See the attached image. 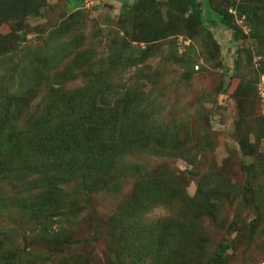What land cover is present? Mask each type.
Wrapping results in <instances>:
<instances>
[{"label":"rangeland","instance_id":"1","mask_svg":"<svg viewBox=\"0 0 264 264\" xmlns=\"http://www.w3.org/2000/svg\"><path fill=\"white\" fill-rule=\"evenodd\" d=\"M66 1L45 0L37 13L27 17L24 26L27 35L21 47L0 60V94L5 89L17 93L26 91L34 70L31 65L39 67L45 62L49 68L56 64L55 70L59 72L72 63L75 55L81 54H88L89 62L104 63L106 34L120 26L127 27L120 14L123 1L82 0L75 10H69ZM133 1L127 0L126 4L130 7ZM234 1L237 6L246 5L258 12L263 21L259 42L250 37L251 20L235 18L234 26L246 38L235 41L229 28L206 25L209 33L202 35L204 40L178 36V52L171 56L168 43L171 38L162 39L159 45L154 43L155 53L146 59L144 66L116 71L111 76L115 95L119 93L124 98L123 85H126L131 92H142L151 101L149 116L143 108L138 110L136 118L140 120H136L141 121V115L146 114L147 125L136 123L137 132L130 133L133 143L127 142L124 157L143 163L148 173L168 168L175 180V194L184 203L167 207L169 216L156 222L170 225L171 243L159 249L161 253L156 250L159 243H151V226L145 224L144 213L139 216L143 226L140 232L136 229L122 235L121 230L112 231L120 205L140 189L138 178L117 179L119 188L111 192L91 177L80 176L77 182L72 181L65 187L67 191H76L71 194L79 205L76 214L67 211L68 204L63 215L53 214L52 226L32 215L27 219L20 213L17 199L37 188L30 181L39 173L26 168L42 158L32 153L25 167L13 171L21 174L4 181L2 186L0 264H163L165 258L173 261L170 264H184L181 260L185 264H212L211 256L221 247L225 249L221 264H264V70H257L253 97L234 98L239 90L235 77L237 51L242 52L251 44L258 51L264 46V0ZM214 3L225 4L223 0H214ZM73 11L79 14L71 17ZM230 12L235 14L234 9L230 8ZM217 17L204 9L206 21ZM10 30L9 23L0 27L2 33ZM132 30L133 27H127L128 34ZM129 40L137 45L130 36ZM184 45L191 46L195 65L184 62L185 57L181 56ZM261 60H264L263 49L253 63L258 66ZM49 75L52 76L50 70ZM221 82L226 87L219 93ZM83 83L78 77L64 85L72 89ZM38 100L36 97L30 104L31 110ZM112 100V96L107 97L102 104L110 105ZM153 125L159 128L154 129ZM121 137L124 134H116V138ZM144 144L178 149L183 155H154L142 149ZM116 168L118 165L113 171ZM206 184H209L207 206L201 199L196 200L204 198L199 186ZM185 201H194L193 210H200L201 216L191 221L192 225L196 223L197 230L193 231L196 239L187 233L185 210L190 206ZM213 204L216 205L214 213ZM43 225L64 244L54 246L52 235L42 232ZM64 232L67 238L62 237ZM137 240L148 246H138ZM193 245L196 250L191 248ZM160 258L163 259L158 262L153 260Z\"/></svg>","mask_w":264,"mask_h":264},{"label":"trees","instance_id":"2","mask_svg":"<svg viewBox=\"0 0 264 264\" xmlns=\"http://www.w3.org/2000/svg\"><path fill=\"white\" fill-rule=\"evenodd\" d=\"M121 1L122 19L133 30L128 34L127 27L120 26L106 34L108 44L104 63L89 62V55L81 54L75 55L72 63L59 72L55 70L56 64L49 68L45 62L39 67L31 65L34 70L30 73V87L27 86V90L24 88L26 91L17 93L5 89L0 94V207L4 205L1 193L4 181L21 174L13 171L25 167L29 162L28 155L32 153L39 154L42 158L26 168L39 173L30 181L31 186L37 188L27 196L18 198L17 207L27 219L30 215L41 218L49 223L48 226H52L53 214L63 215L66 212V205L69 204L67 211L70 214H76L79 210L78 203H75L71 195L76 191H67L65 187L72 181L77 182L80 176L83 179L91 177L93 182L104 185L111 192L118 190L119 178L140 180V189L134 191L130 199L120 205L119 215L115 219L112 231L121 230L122 235L136 229L140 232L143 227L139 220L140 213H145L152 206L163 204L172 207L176 203H184L175 194V180L171 178L168 168L148 173L143 163L124 157L128 148L127 142L133 143V135L130 133L137 132L136 123L147 125L146 114L141 115V121L136 120H140V117L136 118L138 110L143 108L149 116L151 112L148 107L151 101L142 92H131L126 85H123L124 98L119 93L115 95L112 90V73L144 66L146 59L155 53L154 43L158 42L159 45L162 39L171 38L168 43L171 47L170 55L174 56L178 52V36L190 40L200 37L204 40L202 35L209 33L206 25L219 24L229 28L235 41L246 38L244 32L234 26L235 18L251 20L252 24L248 25L250 37L258 41L263 21L261 22L256 10L251 11L246 5L237 6L234 0H223V6L215 4L214 0H134L130 7L126 4L127 0ZM66 2L69 10H75L79 8L82 0ZM44 4L45 0H0V27L9 23L11 28L8 33L0 32V60L21 47V42L27 35L24 28L27 17L37 13ZM161 4L163 7H160ZM205 8L209 13L216 14L217 19L206 21ZM230 8L235 10V14L230 12ZM77 14L79 11H73L71 17ZM129 36L137 45L130 42ZM183 48L181 56L185 57L184 62L195 65L196 61L190 55L191 46L184 45ZM262 49L264 50V46L261 45L259 51L254 50L251 44L242 52L237 51L239 56L235 61V77L238 79L239 90L234 94L235 99L254 96L255 90L252 91V87L257 78V70H264V60L259 61L258 66H255L253 60L256 56L260 57ZM74 67L78 70L73 71ZM48 70L52 76H47ZM78 77L83 79L82 85L72 89L65 88L67 81H74ZM225 87L221 82L219 93L225 91ZM245 90H248V94H245ZM110 96L113 97L111 104L103 105L102 101ZM36 97L39 100L31 110L29 106ZM152 128L159 127L153 125ZM117 133L124 134V137L116 138ZM142 149L158 156L183 155L178 149L151 147L147 144ZM115 165L118 168L113 171ZM105 175H109V178L105 179ZM23 176L24 173L21 179ZM208 186L209 184L199 186L204 198L196 199H201L206 206L209 203ZM186 203L191 208L185 210L188 219L186 225L189 228L187 233L190 232L189 237L196 239L197 236L193 233L197 230L196 223L192 225L191 221L201 216L200 210H193L192 205H196L194 201ZM215 208L216 205L213 204L212 213ZM160 225L152 224L149 230L151 243L154 245L157 241L159 246L156 250L161 253L159 249L162 250L171 243L172 228H169V224ZM42 232L56 236L46 225L42 226ZM96 232L99 233V230L96 229ZM62 237L67 238L66 232ZM53 241L54 246H59L63 240L53 237ZM136 244L145 248L148 246L139 240ZM191 248L196 250L194 245ZM224 251V247H221L211 256L212 264H221ZM163 258L153 260L158 262ZM167 262L170 264L173 261L165 258L163 264Z\"/></svg>","mask_w":264,"mask_h":264},{"label":"clouds","instance_id":"3","mask_svg":"<svg viewBox=\"0 0 264 264\" xmlns=\"http://www.w3.org/2000/svg\"><path fill=\"white\" fill-rule=\"evenodd\" d=\"M169 216V210L163 204L152 206L148 211L143 214V219L146 225L155 224L162 218Z\"/></svg>","mask_w":264,"mask_h":264},{"label":"water","instance_id":"4","mask_svg":"<svg viewBox=\"0 0 264 264\" xmlns=\"http://www.w3.org/2000/svg\"><path fill=\"white\" fill-rule=\"evenodd\" d=\"M23 240L25 241V247L27 246L26 239H25V233L23 234Z\"/></svg>","mask_w":264,"mask_h":264}]
</instances>
